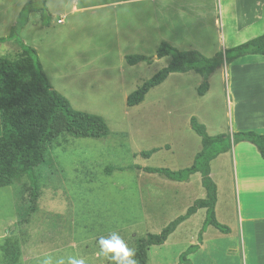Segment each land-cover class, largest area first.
Returning <instances> with one entry per match:
<instances>
[{"label": "rangeland", "instance_id": "obj_1", "mask_svg": "<svg viewBox=\"0 0 264 264\" xmlns=\"http://www.w3.org/2000/svg\"><path fill=\"white\" fill-rule=\"evenodd\" d=\"M46 1L52 12L65 4L63 0ZM29 2L35 7L40 0H0V38L9 36L21 8ZM242 2L246 7L247 0H221L217 4L214 16L221 19L222 10L226 31L233 30V5ZM246 5L249 11L251 6ZM56 20L31 14L19 30L17 42L0 43V57L19 58L20 41L38 51L54 90L73 110L103 118L109 134L100 140L61 136L54 141L47 162L39 168V197L27 225L16 223L19 207L29 198L28 182L24 179L0 188V244L7 236H15L22 264H40L47 256L52 264L60 260L68 264L69 257L83 258L86 264H113L111 254L101 252L100 237L110 238L114 233L134 250L136 240L160 234L197 200L205 198L200 174L186 182H173L127 168L177 172L191 167L202 149L201 138L191 129L192 118L209 136L232 139L238 132L264 129V58L244 56L225 62L226 51L261 33L253 28L255 31L235 37L226 46L221 27L213 24L202 39L192 34L174 36L179 51L221 59L207 92L198 94L202 79L194 72L170 74L141 104L129 108L127 97L165 68L170 57L158 60L156 48L147 49L129 55H144L151 58L150 63L129 66L109 51L103 27L96 33H90L91 28L84 30L83 17L78 14L68 17L64 25ZM46 21L48 26L41 28ZM239 59L258 62L236 64ZM229 144L231 151L210 162V178L217 187L216 219L225 226L237 219L232 157V148L237 146L232 140ZM108 168L113 169L110 174ZM205 218V211H198L162 246L150 247L149 264H180L179 257L190 246L201 244L200 236L206 242L187 256L190 264H242L235 247L236 234L229 237L213 227L202 234Z\"/></svg>", "mask_w": 264, "mask_h": 264}, {"label": "trees", "instance_id": "obj_2", "mask_svg": "<svg viewBox=\"0 0 264 264\" xmlns=\"http://www.w3.org/2000/svg\"><path fill=\"white\" fill-rule=\"evenodd\" d=\"M38 2V0H35ZM29 2L21 8L16 25L6 38H0V43L17 42L19 30L29 20L31 14L38 13L41 18L47 15L45 1L33 7ZM48 18L50 17L47 15ZM46 16V17H47ZM44 25H48L46 21ZM19 47L22 55L14 60L0 57V188L28 182V201L18 209V226L29 223L31 215L36 211V201L39 197V168L47 162L49 148L61 136L74 139L107 138L109 130L103 118L97 115L75 111L69 101L54 91L43 72L37 53L21 41ZM225 62H231L244 56H264V33L248 42L226 51ZM170 57L168 65L157 72L152 78L143 83L136 91L127 97L129 108L141 104L146 94L161 85L170 74H185L194 72L202 79L198 94L204 96L208 90V81L217 68L221 59L206 58L196 51L180 52L166 43L156 50V58ZM129 66L139 63H150L151 58L145 56H127ZM191 129L201 138L202 149L195 156L191 167L172 172L167 169L130 167L129 170H142L147 174L160 175L173 182H186L194 174H200L201 185L205 190V198L197 200L186 213L165 227L160 234H147L135 241V255L132 257L136 264H149V249L152 246H162L176 228L204 209L206 218L201 233L207 227H213L221 233L228 229L220 225L215 218L217 199L216 186L210 178V162L220 154L230 150L229 141L234 144L248 142L256 147L259 156L264 160V135L252 131L238 132L230 137L209 136L206 128L195 118L190 121ZM148 156L149 154H143ZM112 168L107 169L110 174ZM201 243V236L199 238ZM199 245L190 246L179 257L180 264H190L187 256L195 253ZM0 264H22L19 241L13 235L4 238L0 244ZM113 264H118L115 261Z\"/></svg>", "mask_w": 264, "mask_h": 264}, {"label": "crops", "instance_id": "obj_3", "mask_svg": "<svg viewBox=\"0 0 264 264\" xmlns=\"http://www.w3.org/2000/svg\"><path fill=\"white\" fill-rule=\"evenodd\" d=\"M44 1L47 15L53 19L57 18L58 25H64L68 17L78 14L83 17L81 26L84 30L89 32L88 28H91L93 31L90 33H96L103 27L109 51L116 52L117 58L121 62L125 61L127 56H133L129 54H137L152 48L157 50L162 43L179 51L180 49L175 46L174 36L192 34L202 39V35H205L210 24L221 27L220 33L224 46L230 45L232 40L239 35L255 31L253 28H259L261 33L256 37L264 33L261 31L264 24V0H247L246 7H242L244 2L241 5L235 3V6L233 5L234 12L231 10L233 15L231 18L233 30L231 32L225 30L222 10H220L221 19L214 16L217 4L221 0H63L65 4L59 8L58 12H52L49 5H46L47 1ZM246 4L251 6L249 11ZM36 26L38 27V25ZM47 26L43 25L41 28ZM179 39L184 38L179 37ZM37 56L50 83L49 74L45 70L39 53ZM259 57L264 58V56ZM242 62L257 63L258 61L239 59L236 64ZM51 87L53 90L56 89L52 85ZM252 132L264 135V129H256ZM236 146L237 148H232V157L237 183L235 205L237 219L233 225L226 223L227 226L220 224L217 219L216 221L228 229L224 235L231 237L232 233L236 234L235 247L240 252L242 264H264V160L261 159L256 147L252 144L240 142ZM127 170L129 169L127 168ZM216 206L217 199L215 218H217ZM201 239L199 249L206 242L204 236H201Z\"/></svg>", "mask_w": 264, "mask_h": 264}, {"label": "clouds", "instance_id": "obj_4", "mask_svg": "<svg viewBox=\"0 0 264 264\" xmlns=\"http://www.w3.org/2000/svg\"><path fill=\"white\" fill-rule=\"evenodd\" d=\"M99 245L101 252L105 255L111 254L110 258L117 261L118 264H136V261L132 258L135 255V251L128 248L118 235L113 233L110 238L100 237ZM40 264H52L51 257H45L40 261ZM57 264H65V262L60 260ZM68 264H86V261L83 258L69 257Z\"/></svg>", "mask_w": 264, "mask_h": 264}]
</instances>
